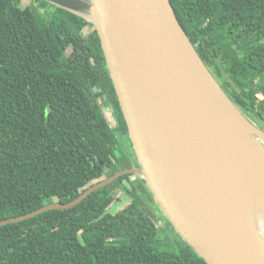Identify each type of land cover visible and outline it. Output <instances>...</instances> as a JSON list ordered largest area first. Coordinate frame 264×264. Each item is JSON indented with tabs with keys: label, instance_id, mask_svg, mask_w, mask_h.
I'll return each mask as SVG.
<instances>
[{
	"label": "trees",
	"instance_id": "trees-1",
	"mask_svg": "<svg viewBox=\"0 0 264 264\" xmlns=\"http://www.w3.org/2000/svg\"><path fill=\"white\" fill-rule=\"evenodd\" d=\"M171 3L223 90L264 131V0ZM135 166L94 25L44 0H0V221L70 203ZM131 176L72 209L1 227L0 264H207ZM121 193L133 205L109 213ZM159 220L176 250L160 249Z\"/></svg>",
	"mask_w": 264,
	"mask_h": 264
},
{
	"label": "water",
	"instance_id": "water-1",
	"mask_svg": "<svg viewBox=\"0 0 264 264\" xmlns=\"http://www.w3.org/2000/svg\"><path fill=\"white\" fill-rule=\"evenodd\" d=\"M44 1L94 25L138 166L91 185L70 203L55 202L0 221V228L72 209L132 175L207 264H264V243L240 210V202H255L243 187L256 183L264 192V131L205 65L171 0ZM221 132L225 137L220 141ZM246 164L253 178L243 173ZM236 210L240 232L232 221Z\"/></svg>",
	"mask_w": 264,
	"mask_h": 264
},
{
	"label": "bare ground",
	"instance_id": "bare-ground-1",
	"mask_svg": "<svg viewBox=\"0 0 264 264\" xmlns=\"http://www.w3.org/2000/svg\"><path fill=\"white\" fill-rule=\"evenodd\" d=\"M239 134V130H236L234 132V138L235 135ZM220 141L225 137V134L223 132H221V136H220ZM235 140H238L235 139ZM249 164H246L244 166V168H242L243 173H245V175L251 178H253V173L251 168H249L248 166ZM231 171H234L236 174L239 173L238 169H234L231 168ZM225 176H229L234 178L232 175L229 174H224ZM244 191L246 194H248L252 200H254L255 202H251L248 201L247 204L240 202V205H242V208L240 209L244 214H246L249 219L252 221L253 223V227H251L252 230H256V232L258 233L259 236H257L258 238H260V240L262 241V243H264V192L261 190V188H259L257 186L256 183L253 184L252 187H243ZM239 211H235V216L234 214H232V216H234V218L232 217V221L234 222L237 230H239L238 225L240 224V219L241 216H239ZM240 232V230H239ZM244 238H247L246 234H242L240 233Z\"/></svg>",
	"mask_w": 264,
	"mask_h": 264
},
{
	"label": "rangeland",
	"instance_id": "rangeland-1",
	"mask_svg": "<svg viewBox=\"0 0 264 264\" xmlns=\"http://www.w3.org/2000/svg\"><path fill=\"white\" fill-rule=\"evenodd\" d=\"M122 142H125V138H122ZM131 182H139L140 179L137 178L136 176H131L129 179ZM127 186L129 187V182L127 184ZM125 192V191H124ZM138 198L141 200L142 198L139 196V194L137 195ZM116 201L110 206V209L108 210L109 213H116L118 211H121L127 207H130L133 205L131 199L128 196H125L123 193L121 194H117L116 195ZM158 226L161 225L162 220H159L158 222ZM161 227L159 226V231H160V241L162 242V245L160 246L161 250H173V249H177L176 246L177 245V240L174 236H172L170 234V236H166V232L161 231ZM174 241L176 243H174Z\"/></svg>",
	"mask_w": 264,
	"mask_h": 264
},
{
	"label": "flooded vegetation",
	"instance_id": "flooded-vegetation-1",
	"mask_svg": "<svg viewBox=\"0 0 264 264\" xmlns=\"http://www.w3.org/2000/svg\"><path fill=\"white\" fill-rule=\"evenodd\" d=\"M133 147V146H132ZM135 154V153H134ZM136 157V156H135ZM136 162H137V160H136ZM138 164V163H137ZM105 180V179H104ZM161 228H164L165 227V224L163 223H161V225H159ZM167 232H168V230H167ZM168 235L170 236V233L168 232Z\"/></svg>",
	"mask_w": 264,
	"mask_h": 264
}]
</instances>
